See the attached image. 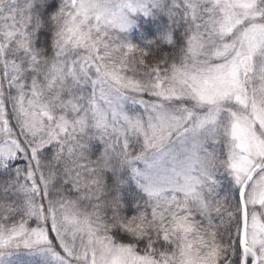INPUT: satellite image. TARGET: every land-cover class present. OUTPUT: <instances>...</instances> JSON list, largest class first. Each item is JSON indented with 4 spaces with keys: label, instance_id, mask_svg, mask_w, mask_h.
<instances>
[{
    "label": "snow or ice",
    "instance_id": "6c2138e0",
    "mask_svg": "<svg viewBox=\"0 0 264 264\" xmlns=\"http://www.w3.org/2000/svg\"><path fill=\"white\" fill-rule=\"evenodd\" d=\"M0 264H264V0H0Z\"/></svg>",
    "mask_w": 264,
    "mask_h": 264
}]
</instances>
